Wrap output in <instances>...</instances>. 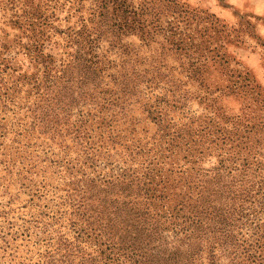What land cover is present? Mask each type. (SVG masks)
Listing matches in <instances>:
<instances>
[{"label": "rangeland", "instance_id": "obj_1", "mask_svg": "<svg viewBox=\"0 0 264 264\" xmlns=\"http://www.w3.org/2000/svg\"><path fill=\"white\" fill-rule=\"evenodd\" d=\"M82 25L95 56L142 62L130 79L110 68L116 83H143L22 81L46 55L59 69ZM155 50L162 68L146 57ZM108 89L109 115L88 95L112 101ZM229 150L264 151V0H0V264H43L42 229L49 238L68 215L117 246L124 216L150 212L151 186L174 197Z\"/></svg>", "mask_w": 264, "mask_h": 264}, {"label": "trees", "instance_id": "obj_2", "mask_svg": "<svg viewBox=\"0 0 264 264\" xmlns=\"http://www.w3.org/2000/svg\"><path fill=\"white\" fill-rule=\"evenodd\" d=\"M85 28L82 25L80 31L66 35V44L73 47L59 69H55V60L46 55L42 67L34 62L35 73L23 77L22 81L36 82L41 72L43 84L50 86L66 72H72L91 78V88H95L107 85L101 82L104 74L108 84L116 83L110 68H119V76L132 78L142 62L119 60L117 68L107 57L95 56L91 51L97 47L96 40ZM55 32L64 35L62 31ZM150 53L153 54L146 57L149 63H155V67H164L169 59L162 50ZM145 72L148 70L141 71ZM142 83V80L121 79L116 85L135 88ZM105 91L111 93L112 101L88 95L98 103L99 113L109 115L111 107L118 104L119 96L116 91ZM164 99L161 100L163 105L171 109L176 107L166 104ZM105 103L108 106H104ZM129 110L132 112V107ZM247 115V109L243 108L242 119L246 120ZM220 131L218 129L215 134L220 136ZM210 135L208 133L206 137L210 138ZM229 151V157L219 160L204 174L199 175L197 171L195 178L183 184V190L174 197L165 195L164 188H158L159 185L151 186L147 190L151 195V213L140 211L125 215L117 246L111 242V237L103 240L105 233L97 229L91 232V237L95 238L94 247L88 242L86 246L85 241L91 237L85 235L80 223L71 220L69 215L63 220L62 230L52 231L49 238L47 234L51 227L41 226L43 236L38 240L44 245L39 254L43 264H264V151L249 150L242 157L239 150ZM19 235L17 237L21 239L26 237L23 232Z\"/></svg>", "mask_w": 264, "mask_h": 264}, {"label": "crops", "instance_id": "obj_3", "mask_svg": "<svg viewBox=\"0 0 264 264\" xmlns=\"http://www.w3.org/2000/svg\"><path fill=\"white\" fill-rule=\"evenodd\" d=\"M204 7H207V6H204Z\"/></svg>", "mask_w": 264, "mask_h": 264}]
</instances>
